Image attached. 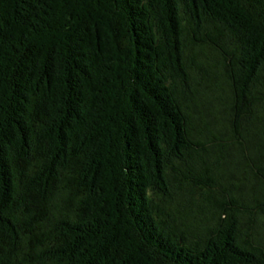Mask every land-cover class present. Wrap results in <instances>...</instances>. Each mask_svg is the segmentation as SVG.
<instances>
[{
	"label": "trees",
	"instance_id": "16d2710c",
	"mask_svg": "<svg viewBox=\"0 0 264 264\" xmlns=\"http://www.w3.org/2000/svg\"><path fill=\"white\" fill-rule=\"evenodd\" d=\"M0 264H264V0H0Z\"/></svg>",
	"mask_w": 264,
	"mask_h": 264
}]
</instances>
